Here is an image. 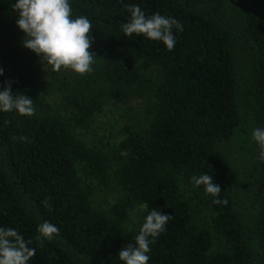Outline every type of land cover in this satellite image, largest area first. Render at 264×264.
Listing matches in <instances>:
<instances>
[{
	"label": "trees",
	"instance_id": "16d2710c",
	"mask_svg": "<svg viewBox=\"0 0 264 264\" xmlns=\"http://www.w3.org/2000/svg\"><path fill=\"white\" fill-rule=\"evenodd\" d=\"M14 0H0V87L33 99L35 113L0 112V226L32 239L29 264H122L147 203L172 216L148 264H264V162L251 131L264 127V0H71L92 22L90 73L54 72L62 111L32 86L12 59L22 45ZM136 4L183 24L172 51L121 24ZM145 100V118L126 124L113 155L88 144L84 128L106 104ZM64 112V114L62 113ZM210 174L213 203L191 178ZM120 190L106 209L85 179ZM50 221L60 237L35 241Z\"/></svg>",
	"mask_w": 264,
	"mask_h": 264
},
{
	"label": "clouds",
	"instance_id": "9594fccd",
	"mask_svg": "<svg viewBox=\"0 0 264 264\" xmlns=\"http://www.w3.org/2000/svg\"><path fill=\"white\" fill-rule=\"evenodd\" d=\"M15 24L24 34L22 46L33 52L54 72L62 69L84 75L90 73L95 53L89 51L93 43L90 30L92 22L86 16L73 14L71 0H14L12 5ZM127 21L121 24L125 36H143L149 41L161 42L167 51L176 45L178 33L183 32V24L178 19L158 12L147 14L139 5L127 4ZM3 69H0V76ZM11 81L0 87V112H13L22 116L35 113L33 99L13 92ZM251 141L260 149L258 159L264 162V127L251 131ZM195 187L203 186L206 194L213 197V203L226 204L220 199L221 188L213 182L210 174L193 176ZM142 209L147 213L143 218L134 242L118 251L117 259L122 264H148L151 246L166 230L172 216L159 209L149 210L147 203ZM35 241L43 244L60 237L59 227L50 221H43L37 227ZM32 239H26L18 228L0 226V264H29L36 255Z\"/></svg>",
	"mask_w": 264,
	"mask_h": 264
},
{
	"label": "rangeland",
	"instance_id": "374dc122",
	"mask_svg": "<svg viewBox=\"0 0 264 264\" xmlns=\"http://www.w3.org/2000/svg\"><path fill=\"white\" fill-rule=\"evenodd\" d=\"M0 57V61H1ZM12 61L27 71L32 72V86L52 106L62 111V95L56 87V79L50 66L44 64L29 49L20 46ZM65 74H76L62 69ZM146 103L143 99H132L126 104H106L84 128H78L75 133L88 144L113 155L118 143L123 139V128L126 124H138L145 118ZM64 114V112H62ZM94 189L93 204L97 208L106 209L120 196V190L115 180L104 187L97 179H85ZM142 207H138L126 223L128 229H133L140 218Z\"/></svg>",
	"mask_w": 264,
	"mask_h": 264
}]
</instances>
